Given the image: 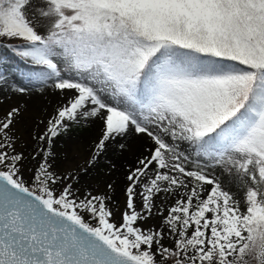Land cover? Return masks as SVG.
I'll return each mask as SVG.
<instances>
[{
	"label": "snow or ice",
	"instance_id": "snow-or-ice-1",
	"mask_svg": "<svg viewBox=\"0 0 264 264\" xmlns=\"http://www.w3.org/2000/svg\"><path fill=\"white\" fill-rule=\"evenodd\" d=\"M0 46L32 65L0 108L58 97L30 141L0 111V264H264V0H0ZM133 137L115 212L81 173Z\"/></svg>",
	"mask_w": 264,
	"mask_h": 264
},
{
	"label": "rangeland",
	"instance_id": "rangeland-1",
	"mask_svg": "<svg viewBox=\"0 0 264 264\" xmlns=\"http://www.w3.org/2000/svg\"><path fill=\"white\" fill-rule=\"evenodd\" d=\"M6 49L8 47L5 46ZM21 68H23V64L13 59L5 62L2 66L0 65V72H3L11 80L23 85L25 82L22 77L25 73ZM0 95L3 94L0 93ZM16 96L17 98H11L10 101L6 102L0 108V111L6 110L10 104L24 105L26 110L21 117L19 128L23 137L30 141L37 122L41 119H46L47 115L53 111L58 103V97L56 95H43L35 90L27 95L17 94ZM40 127L42 128L43 126L41 125ZM97 135L98 132L95 127H78L74 125L69 135L60 141L58 147L59 159L63 162L61 168L71 167L73 163L83 166L87 159L88 151ZM133 153L132 148L130 151L121 153L117 147H113L97 162L94 168H90L87 173H81L80 183L86 185L89 189H95L103 193L107 191V185L110 183L116 187L117 191L113 193L115 212L125 210V168L133 160ZM124 155L127 159L125 157L122 158ZM112 165H115V167H112ZM72 170L75 171V168ZM233 190L235 191V189Z\"/></svg>",
	"mask_w": 264,
	"mask_h": 264
},
{
	"label": "trees",
	"instance_id": "trees-1",
	"mask_svg": "<svg viewBox=\"0 0 264 264\" xmlns=\"http://www.w3.org/2000/svg\"><path fill=\"white\" fill-rule=\"evenodd\" d=\"M16 60L17 62H21L23 64L24 73H27L32 70V65L24 62L17 54H15L10 48L5 50V46H0V65H4L5 62L9 60Z\"/></svg>",
	"mask_w": 264,
	"mask_h": 264
},
{
	"label": "bare ground",
	"instance_id": "bare-ground-1",
	"mask_svg": "<svg viewBox=\"0 0 264 264\" xmlns=\"http://www.w3.org/2000/svg\"><path fill=\"white\" fill-rule=\"evenodd\" d=\"M2 94L4 95V93H2ZM8 95H11V98H17V96H16L17 94L13 95V94L9 93ZM128 142L130 145H132L133 151L138 152L139 145H138V142L136 141V139L134 137L130 138ZM132 156H133V154H132ZM117 157L121 158L120 156H117ZM124 157H125V155L122 158H124ZM125 159H127V158L125 157ZM133 159H134V156H133Z\"/></svg>",
	"mask_w": 264,
	"mask_h": 264
}]
</instances>
